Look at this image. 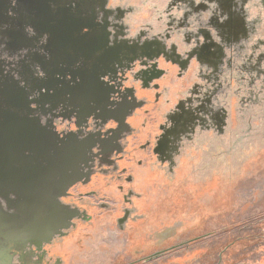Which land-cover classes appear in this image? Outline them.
Returning <instances> with one entry per match:
<instances>
[{"label":"flooded vegetation","instance_id":"af4514ba","mask_svg":"<svg viewBox=\"0 0 264 264\" xmlns=\"http://www.w3.org/2000/svg\"><path fill=\"white\" fill-rule=\"evenodd\" d=\"M120 1H0L4 12L0 18L1 83H7L11 75L30 89L26 99L10 102L21 108L4 111L15 117H2V131L8 133L17 128V135L27 139L21 146L13 145L20 147L27 164L39 175L40 169L46 167L38 157L41 153L55 166L60 163V170L53 172L49 191L43 192L49 193L47 198L57 203L62 212L48 226L41 227L37 219L36 235L19 238L25 233L24 228L20 221L10 220L9 215L15 213L12 203L19 201L17 194L21 192L14 184L24 181V171L22 176L9 172L8 160L4 158L0 165V264H70L63 250L72 234L95 223L105 226V230L111 224L126 227L137 201L133 200V189H138L137 180L142 175L156 173L153 176L157 180L156 169L172 172L187 147L201 141L210 144L217 136L231 135L233 109L237 117L244 108L260 103L256 89L244 96L241 86L233 87L234 80L246 79L244 72L252 66L254 54L248 55V51L259 47H247L246 40L251 34L260 33L263 2L171 0L166 5V26L161 33L149 24L145 30L132 33L129 24L135 9ZM25 7L31 11L22 15L20 9ZM26 21L33 23L28 31H24ZM94 39L96 44L89 47ZM89 48L92 58L99 52L108 56L102 68H88L84 58L89 56ZM117 64L121 66L119 87L114 89L100 77L111 73L109 80H115ZM88 70L94 74L93 90L81 101L76 100L73 89L88 82L84 78ZM114 91L119 92L120 98L112 101L116 105L112 109L109 94ZM34 92L37 95L29 101ZM172 95L177 98L174 108L156 115L161 101ZM32 103L37 104V109L30 107ZM74 104L84 107L75 110ZM73 115L76 120L71 119ZM93 115L96 118L89 124L87 119ZM41 116L45 126L40 123ZM155 117L160 118L159 128L145 131L149 125L152 128ZM8 118L17 119V126L9 124ZM109 121L115 124L114 128L107 127ZM74 144L80 147L83 157L76 167L77 182L68 186L65 180L68 176L72 179ZM143 150L152 165L141 161ZM15 167L24 170V163ZM40 182L38 176L36 184ZM110 190L118 194L115 198L122 196L124 204H117L112 212L121 208L123 218L113 217L108 211Z\"/></svg>","mask_w":264,"mask_h":264},{"label":"rangeland","instance_id":"374dc122","mask_svg":"<svg viewBox=\"0 0 264 264\" xmlns=\"http://www.w3.org/2000/svg\"><path fill=\"white\" fill-rule=\"evenodd\" d=\"M170 1L121 0L120 3L135 9L129 24L132 33L145 30L148 24L161 33L166 26V5ZM219 2L226 3L225 0ZM263 7L260 4V33L251 34L246 40L247 47L259 46L248 51V55L254 54L252 66L243 71L246 79L234 80L233 87L241 86L240 93L244 96L256 89L260 92V103L244 108L238 118L233 109L231 135L217 136L210 144L201 141L199 145L187 147L172 172L161 173L156 169L157 180L153 176L156 173L142 175L137 180L138 189H133V200L137 201L126 227L117 228L110 223L105 230V226L95 223L84 225L72 234L63 250L70 264H264ZM26 22L24 31L33 28L32 22ZM234 27L237 28L235 22ZM92 30L98 29L93 27ZM92 44H96L95 39L89 42V47ZM91 52L89 48V56L84 58L88 60V68H102L108 56L99 52V56L92 58ZM86 76L88 82L83 81L73 89L76 100L81 101L93 90L94 74L88 70ZM12 82H17L20 90L29 94V87H22L9 75L8 83ZM233 98L230 100L234 101ZM176 99L175 95L163 99L156 115L170 112ZM74 107L80 110L84 105L74 104ZM157 118L153 119L152 128L148 124L145 131L159 128L160 118ZM143 151L141 161L152 165L151 159L146 157L147 151ZM116 195L110 190V214L114 206L124 204L122 196L115 198ZM112 215L124 217L121 208Z\"/></svg>","mask_w":264,"mask_h":264},{"label":"water","instance_id":"95a60500","mask_svg":"<svg viewBox=\"0 0 264 264\" xmlns=\"http://www.w3.org/2000/svg\"><path fill=\"white\" fill-rule=\"evenodd\" d=\"M24 9H26L24 11ZM30 9L28 7L21 8L20 13L23 15L24 12H28ZM3 13L0 10V18L3 17ZM19 13V14H20ZM18 14V15H19ZM4 28V27H1ZM15 28V26H13ZM20 86H18L17 82L1 83L0 78V121L3 116L11 115V113H5V110H18L21 107L18 105L10 104V101H21L27 98V94L25 90H20ZM15 115V114H13ZM9 117H15V116ZM9 124H14L17 126V119H9ZM18 129H14L12 132L3 133L2 131V123L0 122V165L4 162V158L8 160L9 172L15 173L17 175H21V171H24V181L19 184H14V187L21 192L17 194L20 198L19 201L12 203L15 207V213L13 215H9V219H13L15 222L20 221L22 228H24L25 233L19 235L21 236H30L34 237L36 234V223L37 219H40L41 227L48 226L51 221H55L61 216V210L56 203L49 200L47 197L48 194H45L43 191H49L50 183L54 177L53 172L59 171L61 167L60 163L55 166L50 158H47L46 155L40 154V161L42 164L46 163V167H42L40 169L41 175H39V171L34 169L33 166H29L27 164V157L21 152L19 146L23 145L27 139H21L18 135ZM13 144H18L14 146ZM8 148V151L4 150V148ZM33 155V154H32ZM72 179L68 176L65 180L68 186L74 185L77 181L75 179V175L77 173V165L80 161V158L83 157L80 147L77 145H73L72 149ZM24 163V170H18L15 166L17 164ZM33 163V161H30ZM64 164V161L61 163ZM35 170V171H34ZM35 176V178H34ZM41 177V182L36 184L37 178ZM40 188H39V187ZM40 192V193H39ZM41 196V199L36 198L37 196ZM46 195V196H45ZM40 211V215L38 214Z\"/></svg>","mask_w":264,"mask_h":264},{"label":"clouds","instance_id":"9594fccd","mask_svg":"<svg viewBox=\"0 0 264 264\" xmlns=\"http://www.w3.org/2000/svg\"><path fill=\"white\" fill-rule=\"evenodd\" d=\"M46 35V37H47V34H45ZM108 47L109 48H112L113 47V45H112V43L111 42H108ZM48 59H51V57H50V55L48 56ZM136 63L137 64H139V61H136ZM80 66V62H77V64H76V67H79ZM115 67H116V69H117V71H116V79L115 80H109V77H111V73H109L108 75H104V76H102V77H100V79H101V81L103 82V83H106V84H108L110 87H112V88H114V89H117L118 87H119V75H120V65L119 64H117V65H115ZM42 77L44 76V73H41L40 74ZM69 77V81H71V79H70V75L68 76ZM45 79H46V77H45ZM77 83H79V78H77V81H76ZM22 87H23V85H21ZM43 91V90H42ZM34 95H37V92H34L32 95H30L29 97H28V99H29V101H32L33 100V96ZM40 96V92H39V94H38V97ZM119 98H120V94H119V92L118 91H114L113 93H110L109 94V104H110V108H112V109H114L115 108V104H113L112 103V101L113 100H119ZM30 107L32 108V109H37V104H35V103H32V104H30ZM43 117L44 116H41L40 117V123H41V125L42 126H45L44 124H43ZM93 118H96L95 117V115H93V116H90L88 119H87V122L89 123V124H91V121H92V119ZM71 119H73V120H76L77 119V117L75 116V115H73L72 116V118ZM67 121L68 120H66L65 119V122L67 123ZM84 127L85 126H81L80 127V129L81 130H83L84 129ZM107 127H112V128H114L115 127V124L114 123H112L111 121H109V123L107 124ZM57 133V132H56ZM58 134V133H57ZM85 135H86V133H85ZM62 137V136H61ZM78 139H81V137L80 136H78Z\"/></svg>","mask_w":264,"mask_h":264},{"label":"bare ground","instance_id":"6f19581e","mask_svg":"<svg viewBox=\"0 0 264 264\" xmlns=\"http://www.w3.org/2000/svg\"><path fill=\"white\" fill-rule=\"evenodd\" d=\"M48 4V3H47ZM62 4V3H61ZM28 101V100H27ZM36 126V125H35ZM86 146V145H85ZM70 148V147H69ZM85 148V147H84ZM70 158V157H69ZM53 161H55V160H53ZM68 161V160H67ZM71 163V162H70ZM66 166V165H65ZM67 171V170H66ZM79 171V170H78ZM85 174H87V173H85ZM58 176V175H57ZM62 176V175H61ZM79 177V176H78ZM82 183V182H81ZM53 192V191H52ZM47 193V192H46ZM55 196V195H54ZM57 204V203H56ZM70 211V210H69ZM74 221V220H73ZM49 228V227H48ZM53 229V228H52ZM73 230V229H72ZM50 231V230H49ZM65 231V230H64ZM71 231V230H70ZM71 233V232H70ZM43 235V234H42ZM63 239V238H62ZM30 240V239H29ZM52 240H54V239H52ZM35 241V240H34ZM38 241V240H37ZM12 245V244H11ZM36 250V249H35ZM6 253V252H5ZM3 254V253H2ZM1 254V255H2ZM5 255V254H4ZM3 255V256H4ZM7 255V254H6ZM8 257V256H7ZM28 261V260H27Z\"/></svg>","mask_w":264,"mask_h":264},{"label":"crops","instance_id":"0c3cea01","mask_svg":"<svg viewBox=\"0 0 264 264\" xmlns=\"http://www.w3.org/2000/svg\"><path fill=\"white\" fill-rule=\"evenodd\" d=\"M0 122L2 123V120Z\"/></svg>","mask_w":264,"mask_h":264}]
</instances>
